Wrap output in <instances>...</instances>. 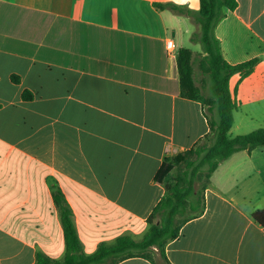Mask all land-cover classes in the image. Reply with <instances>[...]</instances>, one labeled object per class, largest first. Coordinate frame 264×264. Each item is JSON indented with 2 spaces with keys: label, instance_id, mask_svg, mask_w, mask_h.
Wrapping results in <instances>:
<instances>
[{
  "label": "crops",
  "instance_id": "0c3cea01",
  "mask_svg": "<svg viewBox=\"0 0 264 264\" xmlns=\"http://www.w3.org/2000/svg\"><path fill=\"white\" fill-rule=\"evenodd\" d=\"M237 2L214 33L230 64H257L231 78L240 102L231 138L264 127V0ZM157 4L200 9V0H0V264L65 256L56 188L85 254L121 235L141 239L173 182L155 179L164 160L210 132L177 66L199 25ZM204 195V212L167 245L169 263L264 264V223L252 217L264 211V147L223 161Z\"/></svg>",
  "mask_w": 264,
  "mask_h": 264
},
{
  "label": "trees",
  "instance_id": "16d2710c",
  "mask_svg": "<svg viewBox=\"0 0 264 264\" xmlns=\"http://www.w3.org/2000/svg\"><path fill=\"white\" fill-rule=\"evenodd\" d=\"M237 6V0H200V9L194 12L174 4H157V8H169L189 16L199 25L200 31L192 34L191 42L200 43L202 52L197 56L189 48L181 49L177 55V66L181 94L203 105L210 132L193 148L164 160L155 179L164 183L173 175V182L166 185L165 195L148 217V228L141 239L121 235L113 242L101 243L94 253L85 254L74 225L72 208L61 190L56 188L53 198L63 226L66 253L60 260L39 253L35 264H119L135 257L145 258L153 264H170L166 247L179 238L186 223L204 212V194L220 164L239 151L264 147V127L234 138L229 136L234 113L240 107L230 89L231 78L239 74L238 83L242 82L257 64V59L230 64L223 57L220 41L215 36L216 25L227 11H234ZM196 64L200 75L211 83L209 94L197 82ZM24 98L30 100L32 95L25 93ZM252 217L260 224L264 223V211L253 213Z\"/></svg>",
  "mask_w": 264,
  "mask_h": 264
},
{
  "label": "rangeland",
  "instance_id": "374dc122",
  "mask_svg": "<svg viewBox=\"0 0 264 264\" xmlns=\"http://www.w3.org/2000/svg\"><path fill=\"white\" fill-rule=\"evenodd\" d=\"M197 31L199 32L200 30L198 29ZM186 45H187L186 48H189V49L193 50L197 56L202 52V46H201L200 43L199 44H195V43H189L188 42ZM195 69H196L197 82L200 85L204 86L205 87V93L209 94L210 93V86H211L210 81L208 79L203 78L202 75H200V71L198 70L197 64L195 66ZM172 177H173V175H172ZM132 237H134L136 239H140V237H137V236H134V235Z\"/></svg>",
  "mask_w": 264,
  "mask_h": 264
},
{
  "label": "built area",
  "instance_id": "2783aa9c",
  "mask_svg": "<svg viewBox=\"0 0 264 264\" xmlns=\"http://www.w3.org/2000/svg\"><path fill=\"white\" fill-rule=\"evenodd\" d=\"M166 49H167V52L172 56L177 54V47L173 39L167 40Z\"/></svg>",
  "mask_w": 264,
  "mask_h": 264
}]
</instances>
